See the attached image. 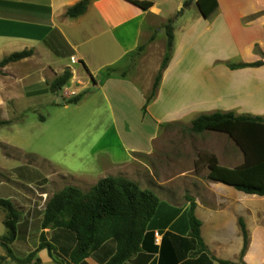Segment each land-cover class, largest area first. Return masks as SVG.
Listing matches in <instances>:
<instances>
[{
    "label": "crops",
    "instance_id": "obj_1",
    "mask_svg": "<svg viewBox=\"0 0 264 264\" xmlns=\"http://www.w3.org/2000/svg\"><path fill=\"white\" fill-rule=\"evenodd\" d=\"M78 1L0 0V58L33 49L31 56L1 70L10 73L11 68L37 58L46 64L52 79L69 68L70 82L77 74L92 81H79L76 90L88 89L77 94L81 97L75 105L87 99L91 86L100 92L89 100L96 116L92 123L101 127L99 136L90 140L85 152L82 132L77 134L70 154L73 163L62 176L75 186L86 179L84 186L78 182L82 191L102 177L122 176L158 197L139 250L121 264H264V195L209 179L206 159H199L205 150L220 166L233 168L243 162V153L226 133L190 130L192 119L202 113L264 117V0H217L205 17L197 0H154L148 9L127 0H90L82 14L68 16L67 8ZM192 5L197 13L182 21ZM169 19L173 27L170 57L151 96L166 53L163 25ZM141 45L143 49L131 57ZM9 76L17 80L14 85L24 77L15 72ZM40 76L35 83L19 85L18 93L45 89L49 93L45 75ZM2 104L7 101L0 98ZM154 104H161L157 115L149 111ZM141 107L148 108L147 114L140 112ZM102 110L109 118L101 117ZM5 159L0 167L7 173L0 178V198L20 210L16 236L7 252L16 264L107 263L116 250L113 240L74 263L69 258L74 234L63 227L42 228L44 206L57 191L59 171L48 174L20 159ZM82 162L86 164L80 166ZM187 197L195 203L204 249L190 235ZM3 215L1 211V223ZM240 219L248 237L244 251ZM41 233L52 245L50 250L39 248ZM3 251L0 245V264H12Z\"/></svg>",
    "mask_w": 264,
    "mask_h": 264
},
{
    "label": "trees",
    "instance_id": "obj_2",
    "mask_svg": "<svg viewBox=\"0 0 264 264\" xmlns=\"http://www.w3.org/2000/svg\"><path fill=\"white\" fill-rule=\"evenodd\" d=\"M89 1H78L67 8L66 14L71 17L82 14ZM127 1L141 9H148L154 0ZM196 3L204 17L217 6V0H197ZM163 27L167 36V48L151 96L156 92L173 44L171 20L165 22ZM154 34L155 30L151 39ZM143 47L144 45H141L131 57L138 54ZM32 54V48L12 52L0 59V69L10 62L27 58ZM70 77V69L65 68L48 84L50 92L57 93ZM80 97L81 94L76 95L69 102L75 103ZM190 130L195 133L203 131L226 133L243 153V162L229 168L220 166L212 153L201 151L199 159H206L209 179L228 184L248 194L264 195V117L249 114L235 115L232 112L221 111L202 113L192 119ZM198 161L195 162L196 166ZM187 199L190 202L188 208L190 235L204 249L200 237V221L194 215L195 203L190 197ZM158 203V197L151 190L140 188L135 181L122 176H105L87 191H82L74 185H66L55 191L45 203L41 225L42 228L63 227L74 234L75 245L69 254L70 260L74 263H79L91 251L111 239L116 244V250L105 264H121L139 250L145 226L154 215ZM0 208L5 212L3 224L6 228L5 234L0 237V245L7 252H11L8 243L16 236L20 210H17L10 200L1 198ZM239 224L244 237V251L248 237L242 219L239 220ZM39 248L49 250L52 248L43 233L40 235ZM32 255L33 253L29 254L22 262H28Z\"/></svg>",
    "mask_w": 264,
    "mask_h": 264
},
{
    "label": "rangeland",
    "instance_id": "obj_3",
    "mask_svg": "<svg viewBox=\"0 0 264 264\" xmlns=\"http://www.w3.org/2000/svg\"><path fill=\"white\" fill-rule=\"evenodd\" d=\"M195 13H197L195 5L190 6L182 17V21L187 15L190 16V14ZM179 21H181V18H179ZM75 66L76 69L81 71L79 64H75ZM41 67H44L45 69L42 70L40 69ZM39 69L40 72L38 73ZM8 71H10V73H5L0 69V98L7 101L6 105H0V162L3 164H1L0 167L5 166V158L7 157H9V159L13 158L14 161L20 159L31 165L33 164L39 168L40 171L48 174L59 171L60 174L57 177L60 181L54 190L70 185L72 181L68 178H63L62 173L68 168L69 164L73 163L70 154L74 149L73 144L76 145L77 143V138L75 142L73 139L78 133L82 132L81 139H84L85 142L82 143V145H84L83 150L87 152V147L91 143L90 140L96 139L97 136H99L98 131L101 127L99 128L96 123L95 125L92 123L96 116H94L91 111L89 100L93 96L98 97L100 92H97V89L91 86L87 92L88 95L86 96V100L78 105H75L73 102L67 103V99L73 97L69 91H76V94H82L88 89L83 88V90H76L77 84L80 83L79 81L88 80L90 81V84L92 83L89 78L77 74L78 79L75 77L71 82L68 80V83H66L57 93H48L45 89L44 91L39 90L33 94L23 91L19 94V88L22 87L19 85L28 86L27 84L30 82L33 83L34 80L41 78V73L45 75V82H47V84L50 83L52 78L47 76L48 71L46 64L43 62L40 63L37 58H32L28 62L13 67ZM32 71L35 72V74H30ZM14 72L24 76L22 77V82H16V85H14V81L17 80L13 79L12 76H9V74ZM184 83L186 85L187 81ZM89 86V84L86 85V87ZM52 100L57 102V104H50V101ZM148 102L146 104H148ZM65 103L67 104L64 106ZM160 107L161 104H154L149 111L151 110L153 114L157 115L158 112H160ZM147 110V107L145 109L141 107L140 112L144 111L142 112V114H144ZM100 115H102L101 117L103 118H109L103 110L100 111ZM102 129L104 130L105 126H103ZM171 132H173V128L171 129ZM153 159L154 160L152 161H157V158ZM75 163L77 164L78 161L75 160ZM85 164L86 162H82L80 166ZM3 171L0 169V178L3 175L5 177L7 174ZM95 176L97 175H92V178H95ZM7 177H9V174ZM76 182L77 181L75 180L74 183ZM78 182H80V186L87 184L86 179L79 180ZM78 182L76 183V186L78 185ZM77 187L80 188L79 186ZM80 189L82 190V188ZM14 207L17 210L19 209L18 205L16 206L14 204ZM1 211L5 215V212L0 208V212ZM1 230H4L2 234L6 232V228H4L3 223L0 222V231ZM5 253L11 258L9 262L16 264V260L12 259V255L7 253L6 250L5 252L3 251V254Z\"/></svg>",
    "mask_w": 264,
    "mask_h": 264
},
{
    "label": "built area",
    "instance_id": "obj_4",
    "mask_svg": "<svg viewBox=\"0 0 264 264\" xmlns=\"http://www.w3.org/2000/svg\"><path fill=\"white\" fill-rule=\"evenodd\" d=\"M72 96H75L76 91H69ZM77 95V94H76Z\"/></svg>",
    "mask_w": 264,
    "mask_h": 264
},
{
    "label": "water",
    "instance_id": "obj_5",
    "mask_svg": "<svg viewBox=\"0 0 264 264\" xmlns=\"http://www.w3.org/2000/svg\"><path fill=\"white\" fill-rule=\"evenodd\" d=\"M189 1V3H191L192 2V0H188Z\"/></svg>",
    "mask_w": 264,
    "mask_h": 264
}]
</instances>
